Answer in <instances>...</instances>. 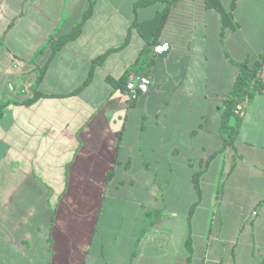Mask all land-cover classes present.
Here are the masks:
<instances>
[{
	"label": "crops",
	"instance_id": "0c3cea01",
	"mask_svg": "<svg viewBox=\"0 0 264 264\" xmlns=\"http://www.w3.org/2000/svg\"><path fill=\"white\" fill-rule=\"evenodd\" d=\"M89 18L50 60L31 105L0 116V264H264V94L243 102L231 146H221L224 96L264 59V0H176L157 43L148 92L130 102L119 80L144 41L133 23L160 6L138 0H0V104L32 96L48 42ZM149 12L150 14H147ZM153 47V46H152ZM87 79L92 60L106 53ZM235 118L230 119L234 124ZM211 146V147H210ZM136 178L147 182L139 199ZM221 184L217 194L216 188ZM128 192V193H127Z\"/></svg>",
	"mask_w": 264,
	"mask_h": 264
},
{
	"label": "trees",
	"instance_id": "16d2710c",
	"mask_svg": "<svg viewBox=\"0 0 264 264\" xmlns=\"http://www.w3.org/2000/svg\"><path fill=\"white\" fill-rule=\"evenodd\" d=\"M176 0H138L134 3L133 9L136 11L138 9H144L149 8L153 6H160V9L155 13L154 17L148 21H144L141 23H133L128 31V35L125 39L124 44L121 47H124L127 45L130 37V31L131 29H134L137 31V33L141 36V38L144 41V47L142 50L141 55L139 58L135 61V63L130 66L124 74L121 76L119 80H113L111 78H107V83L113 88V89H119L120 91L124 90L125 83L127 80L131 77H139V76H145L148 78V69L149 66L153 60V57L155 54H153L152 49L155 45H157V38L159 37V34L163 28V25L165 23V20L171 10V8L174 6ZM236 0H231L230 7L231 9L234 7ZM205 4L207 8L213 9L216 11L220 18H221V34H223V30L227 27H232V17L231 12H227L220 2L218 0H205ZM92 5L93 2H89L88 7L82 17V20L78 22L72 31H70L67 34L57 36L54 39H50L48 42L49 47V54L47 55L46 62L43 66L39 67L37 70V76L33 84L32 89V96L26 100H24L21 103L18 102H3L0 104V116L2 114L3 109L9 105L12 104H21V105H31L35 103L38 99L42 98L44 95L40 94L37 91L38 85L41 82V79L43 75L46 72L48 63L50 62L51 58L68 42L76 39L78 37L79 32L81 30L82 25L84 22L89 18L91 11H92ZM153 46V47H152ZM114 52V50H109L106 53L96 57L92 60L91 67L88 73V77L85 80V82L73 93H77L80 90L84 89L91 81L92 75L94 72V69L96 66L101 65L102 62L105 60L107 55ZM262 63H257L253 65L252 67L247 66L246 64L241 63H233L234 66L238 68V74L234 81V84L231 88V90L224 96L223 102H222V108H221V124H220V136L222 141V146L214 152L212 155L208 157L207 160L203 162V166L200 170L196 171L193 174L192 177V185L195 189V192L197 194V197L200 195L199 191V178L200 176L206 171L209 163L212 161L214 157H216L218 154L222 153L224 149L228 146H231L233 143V140L238 132V126H239V118L234 114L235 108L238 104L243 103L244 101L249 102L253 95L256 92L261 91V85L259 83V80L257 78V73L261 65H264V59L261 60ZM234 117L235 122L234 124H230V119ZM221 190V184L219 183L216 188V193L218 194ZM199 200L197 199L189 208V211L186 215L187 220V238L184 243V248L187 255V264H191V258L193 254V248H192V240L190 235V222L191 218L193 216L195 207L198 205Z\"/></svg>",
	"mask_w": 264,
	"mask_h": 264
},
{
	"label": "built area",
	"instance_id": "2783aa9c",
	"mask_svg": "<svg viewBox=\"0 0 264 264\" xmlns=\"http://www.w3.org/2000/svg\"><path fill=\"white\" fill-rule=\"evenodd\" d=\"M169 50V45L167 43H160L153 47L152 52L155 55H161ZM257 78L261 85V93L264 94V65H261ZM148 92V78L145 76L131 77L127 80L124 86V95L130 102L136 101L141 95H145ZM243 103L238 104L235 108V114L240 115L242 112Z\"/></svg>",
	"mask_w": 264,
	"mask_h": 264
},
{
	"label": "rangeland",
	"instance_id": "374dc122",
	"mask_svg": "<svg viewBox=\"0 0 264 264\" xmlns=\"http://www.w3.org/2000/svg\"><path fill=\"white\" fill-rule=\"evenodd\" d=\"M147 14H150V13L147 12ZM146 186H147V182L141 180L140 178H136V182L134 183V189L136 190V192H138V194H135V196L138 199H139L140 196L144 195L143 188H145Z\"/></svg>",
	"mask_w": 264,
	"mask_h": 264
}]
</instances>
